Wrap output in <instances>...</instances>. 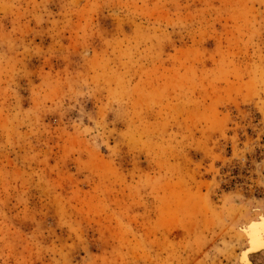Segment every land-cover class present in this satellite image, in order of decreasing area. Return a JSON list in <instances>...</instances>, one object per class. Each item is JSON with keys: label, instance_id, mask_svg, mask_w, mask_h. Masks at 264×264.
<instances>
[{"label": "rangeland", "instance_id": "obj_1", "mask_svg": "<svg viewBox=\"0 0 264 264\" xmlns=\"http://www.w3.org/2000/svg\"><path fill=\"white\" fill-rule=\"evenodd\" d=\"M263 204L264 0H0V264H247Z\"/></svg>", "mask_w": 264, "mask_h": 264}, {"label": "bare ground", "instance_id": "obj_2", "mask_svg": "<svg viewBox=\"0 0 264 264\" xmlns=\"http://www.w3.org/2000/svg\"><path fill=\"white\" fill-rule=\"evenodd\" d=\"M257 209L259 210L257 217L252 218L249 223L238 228V231L246 240V248L242 251L240 259L247 260V262L245 261L247 264L251 253L262 252L264 246V204Z\"/></svg>", "mask_w": 264, "mask_h": 264}]
</instances>
